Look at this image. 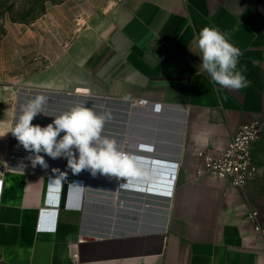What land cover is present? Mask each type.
<instances>
[{
  "label": "crops",
  "instance_id": "crops-1",
  "mask_svg": "<svg viewBox=\"0 0 264 264\" xmlns=\"http://www.w3.org/2000/svg\"><path fill=\"white\" fill-rule=\"evenodd\" d=\"M204 27L241 49L237 68L247 88H224L200 67L194 37ZM0 70L26 92L24 105L46 97V115L32 121L42 127L83 104L79 96L112 102V109L95 107L112 115L103 135L126 142L132 156L138 144H155V157L170 165L163 176L175 174L145 204L122 207L129 197L109 198L112 177L82 171L91 176L86 194L44 174L60 175L61 166L25 165L32 162L10 150L11 133L3 165L22 170L0 177V264H264V239L246 218L254 210L251 186L197 177L199 152L219 158L242 125L264 120V7L245 0H67L8 29ZM140 101L164 107L162 130L132 125L131 103ZM58 162L70 170L66 158Z\"/></svg>",
  "mask_w": 264,
  "mask_h": 264
},
{
  "label": "clouds",
  "instance_id": "clouds-1",
  "mask_svg": "<svg viewBox=\"0 0 264 264\" xmlns=\"http://www.w3.org/2000/svg\"><path fill=\"white\" fill-rule=\"evenodd\" d=\"M201 53L200 67L211 80L227 89L241 90L250 81L237 68L241 49L234 46L218 28L204 27L194 37ZM130 95L122 97L131 101ZM146 103V102H142ZM46 97L36 95L21 109L10 132L19 144L34 154L32 164L47 168L44 153L52 159L64 157L73 174L88 170L95 177L97 173L126 181L140 175L136 158L119 149L115 138L103 135L105 124L112 119L110 111L97 113L93 107L76 104L59 114L47 126L33 124L38 115L44 113ZM156 111L160 106H156ZM62 134V135H61Z\"/></svg>",
  "mask_w": 264,
  "mask_h": 264
},
{
  "label": "built area",
  "instance_id": "built-area-1",
  "mask_svg": "<svg viewBox=\"0 0 264 264\" xmlns=\"http://www.w3.org/2000/svg\"><path fill=\"white\" fill-rule=\"evenodd\" d=\"M109 3H116V4H123L126 0H105ZM146 101H140L136 103H131L135 107H142L146 108L148 102L142 103ZM264 128V120H254L248 124L242 125L233 138L230 140L227 148L223 152V154L219 158H212L203 152H199L197 154L198 158V166H197V177L202 178L206 175L214 176L219 180L224 181L227 185L234 188L245 189L248 187L250 182L254 180L258 175V167L255 165L253 160V148L255 144L261 137L262 131ZM120 150L131 154L132 150L126 148V142H118L117 143ZM129 146H133L132 143ZM134 156V155H133ZM136 163L139 166L142 164L137 161L139 156L135 155ZM66 163V161H65ZM59 164L58 166L62 167L61 170L62 174H53V173H44L40 171H30L32 173H44L51 177H58L62 180L65 184L70 186L82 187L85 189L86 194L90 193V183H91V176L89 174L83 172L79 174H73L70 170H65L66 164ZM16 165V164H15ZM22 169L19 167L13 166H4L0 164V177L6 172H13V171H21ZM51 170L56 171V168ZM141 170V169H140ZM25 171V170H23ZM82 175V176H80ZM175 178V175H171ZM140 177V175L138 176ZM136 177V179L138 178ZM121 179H117L112 177L111 184L116 186L115 190L116 193L113 195V199L116 200L118 198V193H123L126 191V187L130 186L133 187V182H138L135 178L128 180V183H120ZM3 182L0 180V198H1V191H2ZM119 189V191H118ZM88 196V195H87ZM86 196V200L89 198ZM111 196V195H110ZM247 221L253 225L254 232L256 236L259 238L264 239V214L259 210H250L246 216Z\"/></svg>",
  "mask_w": 264,
  "mask_h": 264
},
{
  "label": "rangeland",
  "instance_id": "rangeland-1",
  "mask_svg": "<svg viewBox=\"0 0 264 264\" xmlns=\"http://www.w3.org/2000/svg\"><path fill=\"white\" fill-rule=\"evenodd\" d=\"M65 1L67 0H0V42L10 27L16 24H30L39 19L48 7ZM245 1L264 7V0ZM24 98L25 94L22 91L10 84L6 77H0V164L6 162L11 138L10 130L25 104ZM13 141H11V152L15 151ZM252 155L259 170L257 177L249 184L252 190V207L264 214V128Z\"/></svg>",
  "mask_w": 264,
  "mask_h": 264
},
{
  "label": "water",
  "instance_id": "water-1",
  "mask_svg": "<svg viewBox=\"0 0 264 264\" xmlns=\"http://www.w3.org/2000/svg\"><path fill=\"white\" fill-rule=\"evenodd\" d=\"M23 93L25 94L26 92L23 91ZM77 102L78 103L81 102L85 105L92 106L94 109L95 107L97 109L103 108L104 110H106L107 108L108 109L114 108V106L111 104L112 102L107 107V104L103 103V101L101 100H96V99H92V98H88L84 96L77 97ZM123 105L125 106L126 104H123ZM156 106L157 105L148 104L146 108H138V107L131 108L132 112L135 114L133 116L134 122H132V125L133 126L137 124L141 125L143 127L142 131L146 133H151V134H153L156 131V129L162 130L163 128L162 126H160L161 118L163 116L162 114L165 113V110L163 106L159 105L160 110L156 111L155 110ZM164 117L165 116H163V118ZM155 118H160V119L157 120ZM135 119L141 121L142 123H137ZM52 121L53 120H51V123ZM132 129H135V128L132 127L131 130ZM158 134H159V131H158ZM14 141L16 142L18 140L14 138ZM15 142H14L15 146H18V148L23 149L22 145L17 144ZM20 149L15 150L19 154H22L21 156H19V158H23V159H26L28 162H32V156H34V154L31 152H27V151L25 152ZM136 149H137L136 154L139 156V159L137 161H139L142 164V166H140V169H141L140 177L137 178L139 179L138 182L132 183L134 184L133 187H130V186L126 187V191L123 193V195L124 197L128 196L129 199L126 203L119 205L122 207H133V206L136 208L138 206L140 207L141 204H145V200L147 199L149 194H158L157 190L162 189L160 185L165 184L163 182V178L164 179L168 178L169 180L168 183L170 184H173V181L175 179L173 176H171V175H175L174 173L169 175L168 177L163 176V173L166 172L163 169V167L170 166V165L169 163H167L166 160L157 159L155 157V152L157 150L155 144L153 145V144L143 142V143L138 144ZM25 153H28L29 155L23 156L25 155ZM41 155L44 156L45 162L47 164L59 165L58 161L63 159V157L52 159L48 157L47 155H45L44 153L43 154L41 153ZM54 160H56L57 162ZM24 164L33 166L32 163L25 162ZM49 169H53V168L49 167ZM109 198L113 199V195L109 196ZM111 203L109 204V203L104 202V204H109V205H111Z\"/></svg>",
  "mask_w": 264,
  "mask_h": 264
}]
</instances>
